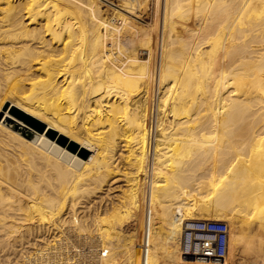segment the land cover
I'll return each mask as SVG.
<instances>
[{
  "label": "bare ground",
  "instance_id": "obj_1",
  "mask_svg": "<svg viewBox=\"0 0 264 264\" xmlns=\"http://www.w3.org/2000/svg\"><path fill=\"white\" fill-rule=\"evenodd\" d=\"M148 1L132 5L142 9ZM158 6L156 38L154 26L152 33L122 14L108 18L94 0H0L1 246L31 231L39 215L90 247L71 255L60 237L33 248L21 264H138L135 229L124 255L108 251L134 217L149 150L153 218L145 264H178L163 258L160 246L179 224L198 239L208 223L255 219L264 228V0ZM120 34L130 39L126 49ZM86 79L100 91L83 107L74 98L85 93ZM35 90L53 100L43 104ZM121 151L127 166L118 207L83 219L77 211L89 207L80 204L114 177ZM55 249L65 253L56 258Z\"/></svg>",
  "mask_w": 264,
  "mask_h": 264
},
{
  "label": "rangeland",
  "instance_id": "obj_2",
  "mask_svg": "<svg viewBox=\"0 0 264 264\" xmlns=\"http://www.w3.org/2000/svg\"><path fill=\"white\" fill-rule=\"evenodd\" d=\"M97 2V4L100 6L102 12L104 15H106L108 18L111 16H114L116 18L117 13L124 15L127 17L133 25H135L137 28L147 29L150 32H152L151 28L153 27V32L156 35V38L159 34V27L156 25L158 24L161 26V7L159 6V12H157V7H155V0H149L147 5H145V8L142 7V9H137L134 5H132L133 0H94ZM124 2L127 3L129 6L134 8V12H129L127 8L124 6ZM126 13V14H125ZM103 29V27H101ZM160 30V36H161ZM152 32V33H153ZM120 34L119 35V41L123 43L124 48H128L130 46V39L127 37V35ZM160 38V37H159ZM138 56L140 58H146L147 52L144 51V49L138 51ZM158 58V55L156 53V59ZM159 60V59H158ZM85 82V80H82ZM87 85H80L81 87H84L85 93H83L82 89L77 90L76 92V98L75 101L77 103H83V107H87L90 105V102L94 100L95 97L99 95V83L93 82L92 80L86 79ZM28 84V83H26ZM153 86V87H152ZM27 87V88H26ZM23 89V93L25 92L24 96L27 94L29 95L30 90L28 85H25ZM150 90V108L151 112L149 116H151V125L155 123L156 120V96L154 93L157 92V85L155 82L151 85ZM156 89V90H155ZM22 91V90H21ZM36 94L40 101L43 102V100L49 101L43 92L39 90ZM83 96L81 95V92ZM156 91V92H155ZM154 92V93H153ZM27 95V96H28ZM0 103L5 100V98L0 94ZM45 96V97H44ZM154 96V97H152ZM3 97V98H2ZM45 99H44V98ZM2 100V101H1ZM53 99H50L52 101ZM154 100V101H153ZM49 101V103H50ZM45 101L43 102V104ZM48 103V102H47ZM153 104V105H152ZM46 105V103H45ZM153 106V107H152ZM4 106H2V110L4 109ZM150 119V117H149ZM155 119V120H154ZM154 121V122H153ZM42 124V123H41ZM44 126V124H43ZM154 128V126H153ZM152 129V127H151ZM153 133V132H152ZM151 134V132H150ZM124 144L121 142V145ZM6 148L11 149L10 147L6 146ZM122 152V151H121ZM119 152V153H121ZM119 155H116L117 160V167L116 171L118 172L116 175V171H114L113 175L114 177L111 178L110 182L108 184H105L102 188V191L95 194L90 198L91 203L87 204V201H84L83 204L80 205H86L89 208L86 209H78L77 213L81 216H84L83 219L88 220L94 214L97 212L103 213L106 216H109L114 212L116 207L119 205V201L121 198V191L125 188L124 186V172L126 171V160H125V152L123 151ZM83 211V212H82ZM62 215V214H61ZM64 217V216H63ZM89 217V218H88ZM33 220L32 223V229L31 231L26 233L24 232L21 239H19V236L13 237L16 238V240H11L12 244L10 246H6V248L1 246L0 243V264H21V261L23 260V257H26L29 251H34L33 248L37 249H44V246L47 244H52L56 240H58L60 237L65 238L64 242L67 244V247H64L65 250H69L71 255H74L75 253H82V254H89L90 247L88 245H85L81 242V240L78 239L75 232H72L68 229H62L60 225H52L47 219L42 218L41 216L37 215ZM134 217L130 218L129 222H127V225H124L123 229V236L121 239H112L113 243L111 245V249L108 251L111 255H124L126 252V249L131 247L132 242L129 241V238L126 236L131 231H134L133 227V220ZM187 220V219H186ZM184 221V220H183ZM129 224V225H128ZM125 226H127L125 228ZM225 230H224V255L225 259L223 263L220 264H264V228L262 226H259V223L257 220H250L246 224L240 225L238 223H231L230 221L225 223ZM179 228L177 229V235L174 237L173 240L166 242H161V251L163 252V258L172 261L173 263L178 264H187L189 262H184L181 257L180 253L190 252L194 251V247L198 244V237L195 235H192L190 228L187 226H183L179 224ZM63 230V232H61ZM135 233V231H134ZM1 235V234H0ZM136 235V234H135ZM70 236V237H69ZM76 236V237H75ZM69 237V238H68ZM1 238V237H0ZM68 238V239H67ZM24 239V240H23ZM22 240V241H21ZM136 240V236H135ZM3 241V240H2ZM17 241V242H16ZM27 241V242H26ZM38 241V242H36ZM1 242V239H0ZM136 242V241H135ZM24 243V244H22ZM44 243V244H43ZM36 244V245H34ZM39 244V245H38ZM72 245H74L72 247ZM124 247V248H123ZM2 248V249H1ZM168 248V249H165ZM56 258H58L59 254L65 253L60 252L58 253L56 249L54 250ZM99 253V251L93 250L94 253ZM53 253V254H54ZM91 253V252H90ZM3 261V262H2ZM8 261V262H7ZM85 262V260H82ZM81 261V262H82ZM54 264V261H48L47 264ZM196 263V262H194ZM196 264H219L216 262H206L205 260H201L200 262Z\"/></svg>",
  "mask_w": 264,
  "mask_h": 264
},
{
  "label": "built area",
  "instance_id": "obj_3",
  "mask_svg": "<svg viewBox=\"0 0 264 264\" xmlns=\"http://www.w3.org/2000/svg\"><path fill=\"white\" fill-rule=\"evenodd\" d=\"M159 0H155V7L159 12ZM120 24V21H116ZM152 160L150 150L145 152V163L140 168L137 186V208L134 212L133 227L136 234L135 249L138 253V264H145V255L149 248V236L152 228L153 211L150 205ZM223 223H208L199 233L200 239L194 247V251L181 252L180 257L184 262H206L223 263L224 255V230ZM106 252L102 251L101 256Z\"/></svg>",
  "mask_w": 264,
  "mask_h": 264
},
{
  "label": "trees",
  "instance_id": "obj_4",
  "mask_svg": "<svg viewBox=\"0 0 264 264\" xmlns=\"http://www.w3.org/2000/svg\"><path fill=\"white\" fill-rule=\"evenodd\" d=\"M15 114L19 117V118H23V120L26 122V123H28V124H31V126H33V128H35V129H38L39 131H42L43 130V125L40 123V122H38L37 120H34V119H32V118H30V117H28V116H26V115H24V114H20V112H15ZM25 117V118H24ZM27 117V118H26ZM36 125H38V126H36Z\"/></svg>",
  "mask_w": 264,
  "mask_h": 264
}]
</instances>
